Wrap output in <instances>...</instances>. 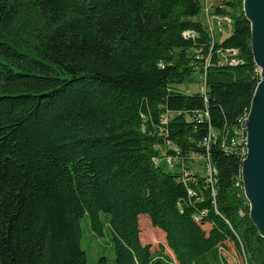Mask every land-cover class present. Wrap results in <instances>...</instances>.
Masks as SVG:
<instances>
[{"label":"trees","instance_id":"16d2710c","mask_svg":"<svg viewBox=\"0 0 264 264\" xmlns=\"http://www.w3.org/2000/svg\"><path fill=\"white\" fill-rule=\"evenodd\" d=\"M243 4L214 5L233 20L220 40L203 0H0V264H87V215L114 238L97 264H229L228 243L264 264L242 182L260 81ZM142 215L175 258L143 244Z\"/></svg>","mask_w":264,"mask_h":264},{"label":"water","instance_id":"95a60500","mask_svg":"<svg viewBox=\"0 0 264 264\" xmlns=\"http://www.w3.org/2000/svg\"><path fill=\"white\" fill-rule=\"evenodd\" d=\"M243 6L251 24L252 50L260 69V81L245 123L247 150L242 182L250 205V218L264 238V0H244Z\"/></svg>","mask_w":264,"mask_h":264},{"label":"rangeland","instance_id":"374dc122","mask_svg":"<svg viewBox=\"0 0 264 264\" xmlns=\"http://www.w3.org/2000/svg\"><path fill=\"white\" fill-rule=\"evenodd\" d=\"M222 0H203L205 14L201 16L203 22L207 29L210 31V34L213 37H217L222 40L229 36L233 31V20L229 15H215L214 14V5H218ZM211 28V30H210ZM235 53V52H234ZM235 59V58H234ZM238 61L237 59H235ZM233 62V58L230 60ZM260 70V69H259ZM205 76H199L193 82H188L178 86V89L183 92H199L206 87ZM245 136L241 138L240 142H243V152L244 155L247 150V137L244 126ZM210 147V145H209ZM176 164L173 170L179 171V167ZM193 173L208 174V166L205 160V157L198 154H192L190 161L186 164ZM103 220H106V214H102ZM140 228H141V240L143 244H151L152 251H158L164 248L165 253L170 252L169 248L166 247L165 234L160 229L154 227L150 221V218L147 215L140 216ZM81 226L83 231V237L81 240V247L86 251L88 256L87 264H97L98 259L101 256H107L112 262L115 260V251H114V238L107 224L104 226V236L95 235L92 224L89 216H85L81 220ZM205 229H209L206 226ZM229 255L228 263L229 264H245V260L241 257L233 243H228Z\"/></svg>","mask_w":264,"mask_h":264},{"label":"built area","instance_id":"2783aa9c","mask_svg":"<svg viewBox=\"0 0 264 264\" xmlns=\"http://www.w3.org/2000/svg\"><path fill=\"white\" fill-rule=\"evenodd\" d=\"M210 30H211V28H210ZM185 35H187V36H188V35H189V36H194V33H192V32H186ZM233 62H234V63H237L238 61H236V60L233 58ZM165 121H166V119L164 118V119H163V122H165ZM214 136H215V133L213 132V139H214ZM205 145L207 146V149H209V145H210V144H205ZM168 163H169V165L171 166V168L174 169V160H173L172 158H168ZM215 174H217L216 169L213 168L212 165L209 163V166H208V174L206 175L207 178H209V181L212 182V177H213ZM191 193H192V192H191Z\"/></svg>","mask_w":264,"mask_h":264},{"label":"bare ground","instance_id":"6f19581e","mask_svg":"<svg viewBox=\"0 0 264 264\" xmlns=\"http://www.w3.org/2000/svg\"><path fill=\"white\" fill-rule=\"evenodd\" d=\"M206 62H208V60H206ZM260 71V70H259ZM248 117V116H247ZM246 120H247V118L245 119V122H244V125H243V132H242V135H243V137L245 136V132H244V126H245V123H246ZM245 131H246V126H245ZM216 137V133H215V136H214V138ZM246 137H247V135H246ZM213 140V133H211L210 135H209V137L207 138V139H205L204 140V144H209L211 141ZM207 147V146H206ZM202 156H204V155H202ZM205 157V160H206V162H207V166H209V159H208V157H206V156H204ZM168 158H172L173 160H174V166H175V162H176V158L175 157H171V156H169V157H166V161H167V164L169 165V163H168ZM155 162H158V159H155ZM169 168H171V166L169 165ZM172 169V168H171ZM216 175V174H215ZM214 177V176H213ZM212 177V178H213ZM208 181H209V178H208ZM209 182H211V181H209ZM250 206V205H249Z\"/></svg>","mask_w":264,"mask_h":264},{"label":"crops","instance_id":"0c3cea01","mask_svg":"<svg viewBox=\"0 0 264 264\" xmlns=\"http://www.w3.org/2000/svg\"><path fill=\"white\" fill-rule=\"evenodd\" d=\"M163 233H164V232H163ZM164 234H165V233H164ZM165 240H166V238H165ZM166 247H168L167 244H166ZM169 250H170V252H167V253H168L171 257L175 258V256H174L172 250H171V249H169Z\"/></svg>","mask_w":264,"mask_h":264}]
</instances>
